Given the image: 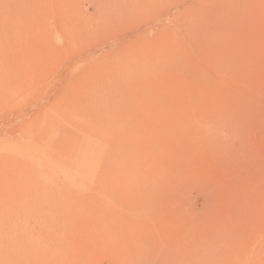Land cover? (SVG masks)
I'll use <instances>...</instances> for the list:
<instances>
[{
    "label": "rangeland",
    "instance_id": "374dc122",
    "mask_svg": "<svg viewBox=\"0 0 264 264\" xmlns=\"http://www.w3.org/2000/svg\"><path fill=\"white\" fill-rule=\"evenodd\" d=\"M0 264H264V0H0Z\"/></svg>",
    "mask_w": 264,
    "mask_h": 264
}]
</instances>
